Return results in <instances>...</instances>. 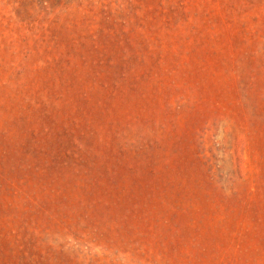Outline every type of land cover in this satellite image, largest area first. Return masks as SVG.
I'll list each match as a JSON object with an SVG mask.
<instances>
[{"label":"rangeland","instance_id":"rangeland-1","mask_svg":"<svg viewBox=\"0 0 264 264\" xmlns=\"http://www.w3.org/2000/svg\"><path fill=\"white\" fill-rule=\"evenodd\" d=\"M0 264H264V0H0Z\"/></svg>","mask_w":264,"mask_h":264}]
</instances>
